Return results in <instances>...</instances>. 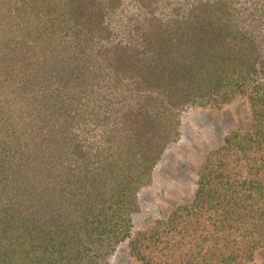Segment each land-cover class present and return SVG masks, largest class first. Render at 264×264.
Instances as JSON below:
<instances>
[{
	"label": "trees",
	"instance_id": "1",
	"mask_svg": "<svg viewBox=\"0 0 264 264\" xmlns=\"http://www.w3.org/2000/svg\"><path fill=\"white\" fill-rule=\"evenodd\" d=\"M38 2L39 0H17L15 14H11L10 10L4 14L5 21L12 18L18 20L16 17L21 16L14 29L21 32V37L15 36V33L11 37L2 33L3 37H0V41L3 40L0 58L5 54V58L2 61L0 59L3 72H10L13 62H22L24 65V77L19 81L17 79L15 85L19 82L20 88H29L35 83H32L30 78L42 81L47 77L48 80L55 72L66 83L65 86L77 80L79 83L86 82L94 89L95 84H108L107 77L113 74L115 80L119 77L127 84L136 83L139 86V97L136 104L121 109V149L111 158L106 156L103 161L100 158V171L97 174L86 176L75 172V175L74 169L69 166L73 171L68 175L69 173L62 174L66 170L64 166L55 171L60 164L59 162L56 165L55 158L61 159L65 151L72 150L75 138L72 132L69 139L64 135L68 134L64 130L66 122L63 120L60 123V116L64 115V112H59L61 115L57 116L59 121L56 120V125L47 126L45 119L58 113L53 106L39 105L38 113H31H40L42 116L34 118L29 107L32 100L25 98L13 105L15 102L7 99L5 93L11 92L16 96L19 92L14 91L12 85L8 86V89H0V156L5 149L7 155L4 156L20 154L19 164L23 163L24 168V175L20 177L17 171L11 169L13 167L8 161H0V264H108L119 242L124 240L125 236H130L128 223L131 222V213L136 210V198L131 192L133 183L146 184L151 179L148 176H151L166 146L178 134L175 126H178L180 120L175 124L174 108L181 109L198 104L222 105L231 101L236 96L235 86H239L241 81L248 79L252 74L262 71L259 46L255 37L248 31L238 27L232 29L225 7L203 4L197 8L191 19L151 22L150 30L158 31L146 33L142 40L144 46L140 42L139 45L119 46L115 50L105 48L100 49L97 55H86L85 43L82 40L90 39H85L87 34L104 32V4L100 0ZM60 32L70 39L65 38L66 41L62 42L64 36L55 37L60 36ZM70 33H74L73 37ZM79 35L82 38L78 37ZM54 37L58 40L57 43ZM12 44L14 48L10 50ZM12 72L17 78L19 72ZM153 92H157L155 97ZM95 93L102 95L100 89H97L88 93L87 101H90ZM34 98H38L36 94ZM96 100L97 98L93 102ZM70 104L74 106L75 101L71 100ZM78 105L74 107L78 108ZM108 115L106 117H110ZM69 116L70 120L77 121H84L86 118L82 110H75L74 116L69 113L65 118ZM46 128L50 131L46 145L51 144H43L44 151L59 150L61 155H55L51 159L54 160L53 165L47 163L49 156L46 154L43 170L40 169V163L36 162L37 157L31 149V144L44 134ZM10 134L15 135L16 140L13 142L18 144L15 147L11 145L12 154L8 153ZM60 148L65 151L62 152ZM80 154L77 158H80ZM134 158L138 161L136 166L132 165ZM90 160L92 161L88 156L87 159H82V162L88 166ZM248 162L249 160H245L243 164ZM221 166L228 174L233 172L229 162H224ZM247 168L250 170L249 174L253 173L252 167ZM261 170L264 171V165L257 166V172ZM64 176L73 178L79 182V186H72L60 194L57 180H63ZM108 176L116 183L109 193L113 192L112 195H117L118 198L107 206L103 204L99 207L98 195L106 192L103 187ZM248 176L243 175L241 180L218 182L214 177L209 178L202 174L196 199L189 209L197 210L191 212V215L188 214L193 215L194 223L202 217L200 211H203L205 203L212 202L215 199L214 192L222 188L238 191L242 203L253 196L259 198L257 202L260 199L264 202V183L258 180L254 184ZM145 177L148 178L146 181ZM129 190L130 193H127ZM248 191L249 194H246ZM93 192L97 194L95 204L89 201V194ZM230 198L228 211L230 209L232 213L235 212L237 223L243 222L246 217L249 219L243 223L249 222L246 226L249 227L246 236L248 242L255 246L252 245L247 250L251 252L248 258L241 259L250 260L254 256V250L258 248L256 246L262 243V234L258 228L262 230L263 226L261 228L258 223H261L259 216L263 206L260 201L259 208H251L254 215L250 220L246 210L240 209L242 206L238 195ZM216 199L220 206L224 203L220 195ZM121 203L123 209L120 207ZM185 220L183 213L177 210L171 218L160 222L165 226L162 232L178 230ZM220 220L222 221H215L214 229L224 227L223 217ZM195 231L196 241L187 248L188 251L186 247L182 248L180 242L175 245L177 251L185 254L184 257L189 255L188 260L178 263L177 260L169 261L167 257L159 264H207L205 260L209 256L207 251L203 253L204 247L198 243L200 236L197 228ZM137 236L145 234L139 231ZM165 246L167 249L168 246ZM135 248L137 249V246H134ZM236 249L239 248L231 250L228 254L221 248L220 254L213 252L210 255V261L216 256L217 263L244 264L245 261L240 262V259H237L241 254ZM163 252V255H168L167 251ZM145 264L157 262L154 263L149 258Z\"/></svg>",
	"mask_w": 264,
	"mask_h": 264
},
{
	"label": "rangeland",
	"instance_id": "2",
	"mask_svg": "<svg viewBox=\"0 0 264 264\" xmlns=\"http://www.w3.org/2000/svg\"><path fill=\"white\" fill-rule=\"evenodd\" d=\"M16 1L0 0V37H3L1 36L2 33L8 37H11L13 33H15V36L21 37V32L14 30L18 25V20H21V16L16 17L18 20L12 18L9 21H5L4 19L6 17L4 15L5 12L9 10L11 14H15L17 10ZM100 1L104 4L106 10L103 24L104 32L102 34L99 32L87 34L86 38H84L90 37L88 41L81 39L85 43L86 55H97L100 49L103 50L105 48L115 50L119 46L130 47L136 44L139 45L140 42L143 44L142 40L146 37L147 32L158 31L150 30L151 22L160 21L165 23L178 18L180 20H188L194 15L197 8L199 9L203 4H210L218 5L217 7L221 5L227 9L226 12L232 29L234 28L235 30L238 27L243 31H248L255 37L263 63L262 71L252 74L248 79L241 81L239 86H235L236 96L231 101L222 105L198 104L181 109L174 108L176 112L175 124H177V120H180L177 124L178 126H175L178 134L166 146L161 159L154 166L151 176H148L151 179L146 184H143V182L141 185L137 184V182L133 183L134 188L131 192L136 198V210L131 213V222L128 223L131 230L130 236H125V239L119 242L107 263L145 264L146 260L150 258L152 262L159 264L163 259L166 260L167 257L171 262L177 260L178 263H181L188 260L189 255L184 257L185 254L177 251L175 249L177 246L175 245L180 242L182 248L186 247L187 250L196 241L195 229L197 228V233L200 236L198 243H201L204 247L203 253L207 251L206 254L209 256L205 260L207 264H225L224 262L217 263L216 256L210 261V255L213 252L220 254L221 248L228 254L231 250L239 248L236 251L241 256L237 259H240V262L245 261L244 264H264V202L260 199L263 211L259 216L261 220L259 222L261 223L258 224L261 225V228L263 226V228L262 230L258 228V231L262 234V243L256 246L258 248L254 250V256L250 260H244L249 257L251 252L247 250L253 245L248 242L249 239L246 236V233L249 232V227H246L249 222L243 223L249 219L246 217L243 222L237 223L235 212L232 213L230 209L228 211L230 197L238 195L242 206L240 209L246 210L247 215L252 220L251 216L254 213L251 208H259L261 206L259 205L260 201L257 202L259 199L257 196L249 197L248 201H243L242 203L238 191L232 188H222L214 192L215 199L212 202L205 203L203 211H200V213L202 212V217H199V223H194L193 215L189 216L191 212L193 213V211L197 210V208H193V211L189 209L192 208L191 204L196 199L202 174L209 178L214 177L215 181L218 182L241 180L243 175L246 176L248 174V178L254 184L258 180H261L262 184L264 183V171L257 172V166L264 165V0ZM58 34L60 36L56 35L55 37L64 36L61 40L62 42L70 39L69 36L65 37L63 32ZM70 34L73 37L74 33ZM55 37L54 39L57 43L58 40ZM78 37L82 38L81 35ZM14 44L11 45L10 50L12 47L14 48ZM2 45L3 40L0 41V50H2ZM74 49L76 50V48ZM4 58L5 54L0 58L1 61ZM11 68L19 72L17 78L14 77ZM23 68L22 62H13L12 66H10L11 73H4L0 64V89H8V86L12 85V89L19 92L16 96L12 95L11 92L5 93L8 96L7 99L15 102L13 105H17L19 100H24L25 98L26 100H32L29 102L30 113L31 111L32 113H38L39 105L42 107L46 105L53 106L58 113L45 119L48 123L47 126L56 125L57 121H59L56 118H58L59 114L61 115L59 112H64V115L60 116L62 118L60 123L63 120L66 122V129L64 128V130L68 134L64 135L67 139L71 136V132L72 134L74 133L73 136L75 135L71 146L72 150L65 151L64 148H60L62 152L65 151V154L62 155L61 159L59 157L55 158L56 165L60 162L55 171H59L64 166L66 170L62 174L69 173L68 175H70L73 169L75 175L76 173H82L86 176L97 174L100 171L98 166H100L101 161L106 156L111 158L114 153L121 149L119 135L120 131H122V124L119 115L127 106L136 104L139 97L137 90L139 86L136 83L127 84L125 80L119 77L115 80L113 74H111L112 79L107 77L108 84L103 86L95 84L94 89L90 85L88 86L86 82L81 81L79 83L77 80L71 81L69 85L65 86L66 83L63 82L57 73L53 72L52 77L48 80L47 77L43 80L41 79L42 81L32 77L30 78L31 82L35 83L31 87L24 86L25 88H20L19 82L16 85L15 83L17 79L19 81L21 77H24ZM21 82L24 83L23 81ZM9 88L11 89V87ZM97 89H100L102 95L98 96L95 93L96 95L93 94L90 98L91 100L87 101L88 93ZM50 93H53V95H50ZM32 94L34 95L32 96ZM35 94L38 98H34ZM152 95L155 97L157 92H153ZM96 98V102H93ZM71 100L75 101L76 106L79 104L78 108L70 104ZM56 108H60V111ZM75 110L83 111L86 117L84 121L70 120V116L65 118V115L69 113L74 116ZM84 110L88 112H84ZM37 113L32 114V117L41 118L42 115ZM107 115L110 117H106ZM167 130L168 127L164 133L165 135ZM173 130L175 131L174 127ZM173 130L172 132H174ZM48 132H50L48 128L44 129L45 137L43 134L39 138L40 140L35 139L34 143L31 144V149H33L32 151L37 157L36 162L40 163V169H43V164L46 162V154L49 156L47 163L53 165L54 160L51 161V159L55 155H61L59 150H55V152L44 151L45 146L51 144L48 143L49 145H46ZM9 137L8 153L12 154L11 145L15 147L18 144L13 142L16 140L14 139L15 135L10 134ZM52 142L53 144L55 143L54 140ZM77 152L79 154L82 152L80 158H77L79 155ZM2 154L0 156L1 163L8 161L10 166L13 167L10 168L14 169L15 172L17 171L20 177L23 176V163L19 164L20 154L13 153L12 157L4 156L5 154L7 155L6 149L2 151ZM83 156L84 158H82ZM88 156L91 157L92 161L90 160L91 162L87 166L82 162V159H87ZM245 160H249V162L243 164ZM224 162L230 163L233 169L232 173L228 174L222 168L221 164ZM137 163V159L134 158L132 165H137ZM114 165L116 166V164ZM69 166L73 169L69 168ZM247 167H252L251 171L253 173L249 174L250 170ZM101 171L103 172L102 169ZM107 178V181L104 182L105 187H103L106 192L98 195L100 198L99 207L103 204L107 206L118 198L117 195L115 197L112 195L113 192L109 193V190L113 189L116 184L115 180L110 179L109 176ZM147 179L145 177L144 180L146 181ZM57 181L59 182L57 188L60 190V194L65 193L72 186L74 188L79 186V182L68 176H64L63 180L58 179ZM126 192L130 193V190ZM246 194H249V191ZM95 195H97L95 192L89 194L90 203H96V200H94ZM218 195L224 201L221 206L219 203L217 204L216 198ZM122 206L123 203H121L120 207L122 208ZM177 210L183 213L186 219L184 224L179 226L178 230L163 233L162 230L165 229V226H162L160 222L171 218L172 214ZM221 217H223L222 223L224 227L219 230L218 228L214 229L215 221L221 222ZM190 218L193 223H191ZM139 231L143 232L145 236H137ZM165 245L168 246L167 249H165ZM134 246H137V249H134ZM163 251H167L168 255H163ZM242 257L244 259H241Z\"/></svg>",
	"mask_w": 264,
	"mask_h": 264
}]
</instances>
